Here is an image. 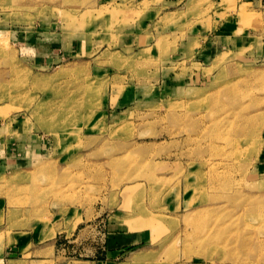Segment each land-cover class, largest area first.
Masks as SVG:
<instances>
[{"label": "rangeland", "instance_id": "rangeland-1", "mask_svg": "<svg viewBox=\"0 0 264 264\" xmlns=\"http://www.w3.org/2000/svg\"><path fill=\"white\" fill-rule=\"evenodd\" d=\"M258 201L264 0H0V264H264Z\"/></svg>", "mask_w": 264, "mask_h": 264}, {"label": "crops", "instance_id": "crops-1", "mask_svg": "<svg viewBox=\"0 0 264 264\" xmlns=\"http://www.w3.org/2000/svg\"><path fill=\"white\" fill-rule=\"evenodd\" d=\"M220 1L221 0H216V2H218V3H220ZM215 30L218 33V40H220L218 43L216 42V40H214L215 37H212V38L210 37L211 36L210 33H204L203 34V38L205 37L204 41L206 40L204 42V48H207L204 50H206V51L210 50V52H213L212 50H216L214 48H216V46L219 45L220 43L222 45L227 44V39H226L227 34L230 33L231 35H233L235 32L234 31L235 29H233V25H227V24H221V23L218 24V26L215 28ZM140 37H141V35H140ZM238 43H239V41L236 42V44H238ZM49 44H51V43L50 42L46 43V46L44 44L37 45V42L35 41L34 47L32 49H33V54H37V56L34 57V59H31V63H33L34 65L36 63V65L41 67V66H49L51 64H54L56 62V60H60V58L62 56L61 51L56 50V49H52ZM202 50L203 49L198 48L196 51L200 52ZM26 233H29V232H26ZM29 234H27L26 237L25 236L17 237L16 243H17L18 248H20L24 245H27L29 243L30 239L32 238V237H30ZM34 235H36L35 232L33 233V236ZM23 238H25L24 241H22ZM20 241H22V242H20ZM113 250L114 249L109 244L108 250L106 251L108 257L110 256L111 253L113 254L116 252ZM117 251H119V250H117ZM100 262H101V264H113V262L109 258H107L106 260H102V259L93 260L92 264H100Z\"/></svg>", "mask_w": 264, "mask_h": 264}, {"label": "bare ground", "instance_id": "bare-ground-1", "mask_svg": "<svg viewBox=\"0 0 264 264\" xmlns=\"http://www.w3.org/2000/svg\"><path fill=\"white\" fill-rule=\"evenodd\" d=\"M255 205L258 210V214L264 217V205L262 204V201L255 202Z\"/></svg>", "mask_w": 264, "mask_h": 264}]
</instances>
